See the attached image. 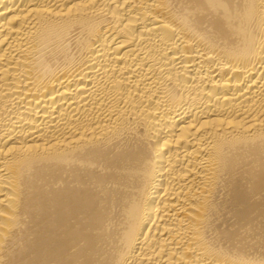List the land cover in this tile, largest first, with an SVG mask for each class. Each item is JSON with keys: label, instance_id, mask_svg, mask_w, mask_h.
<instances>
[{"label": "bare ground", "instance_id": "obj_1", "mask_svg": "<svg viewBox=\"0 0 264 264\" xmlns=\"http://www.w3.org/2000/svg\"><path fill=\"white\" fill-rule=\"evenodd\" d=\"M0 264H264V0H0Z\"/></svg>", "mask_w": 264, "mask_h": 264}]
</instances>
